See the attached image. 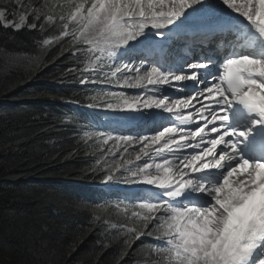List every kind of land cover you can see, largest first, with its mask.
Segmentation results:
<instances>
[{"label": "snow or ice", "instance_id": "snow-or-ice-1", "mask_svg": "<svg viewBox=\"0 0 264 264\" xmlns=\"http://www.w3.org/2000/svg\"><path fill=\"white\" fill-rule=\"evenodd\" d=\"M67 3L58 17L34 6L27 26L59 24L55 39L87 46L95 62L82 85L140 90L105 92L106 120L137 131L104 143L135 139L153 161L104 177L140 186L123 199L148 230L127 231L161 241L167 264H264V0ZM176 40L198 45L197 58L163 55ZM105 66L110 76L97 74Z\"/></svg>", "mask_w": 264, "mask_h": 264}, {"label": "trees", "instance_id": "trees-1", "mask_svg": "<svg viewBox=\"0 0 264 264\" xmlns=\"http://www.w3.org/2000/svg\"><path fill=\"white\" fill-rule=\"evenodd\" d=\"M59 6L57 17L70 10ZM25 19L20 30L0 23V257L11 264H37L38 256L65 264L61 251L79 237L87 264H127L115 246L98 247L88 235L95 223L90 210L111 204L87 186L104 180L93 170L99 159L87 152L92 115L68 103L104 106L97 84L80 83L92 54L70 36L55 39L59 24L41 31L27 26L31 15Z\"/></svg>", "mask_w": 264, "mask_h": 264}, {"label": "rangeland", "instance_id": "rangeland-1", "mask_svg": "<svg viewBox=\"0 0 264 264\" xmlns=\"http://www.w3.org/2000/svg\"><path fill=\"white\" fill-rule=\"evenodd\" d=\"M79 2V0H75ZM68 4L67 0H0V12L3 16H0V23L5 28H12L15 30L21 29L22 25L26 23L25 16L33 10V7L39 5L36 10L38 12L55 15L56 6ZM90 4V0H89ZM88 6V5H86ZM14 16L13 19H11ZM21 17H24L21 20ZM18 22L19 28L8 26L9 23H14V20ZM73 26V25H72ZM83 45V44H82ZM86 48L87 46L84 45ZM85 66L84 71L86 75H91V65ZM112 70L108 67L97 69V74L104 73L110 76ZM113 82H115L113 80ZM123 80L120 84L105 86L103 92L107 91H124L128 95L135 94L137 89L121 87ZM108 97H106V100ZM105 122H95L94 128L88 133L87 140V152L99 159L97 166L93 169H99L102 176L108 174H115L118 179L123 180L129 173L125 172V168L136 169L137 166H143L142 158L137 160V155H127V150H123L122 147L124 141H120L119 144L115 140H109L107 144L104 140L107 139V134L103 130ZM103 133V135H100ZM111 134V133H110ZM113 137L117 134H111ZM131 161V164L126 163ZM115 183V182H114ZM113 183V184H114ZM106 186V184H105ZM116 189H122L126 186L125 183H116ZM113 187V185H111ZM114 188V187H113ZM112 188V189H113ZM114 188V189H115ZM107 206H95L90 210L92 219L94 220L93 229H90L88 235L90 238H94L98 247L107 249L112 246L118 249L121 253L119 262H126L127 264H167V261L163 258V254H157L155 246L160 244L161 241L154 239V237L141 236L140 239H135V236L128 232L127 229L144 230L143 222L133 216L134 212H139V208L131 204H123L120 201H109ZM96 226V229H94ZM152 226L149 225V228ZM158 233H154V236ZM77 245H72L68 249L61 251L62 255L66 256L65 264H87L86 260L81 256L82 248L87 244L85 239L77 238ZM37 264H52L51 260L42 256H38ZM98 261L96 262V264ZM0 264H11L10 260L0 257Z\"/></svg>", "mask_w": 264, "mask_h": 264}, {"label": "bare ground", "instance_id": "bare-ground-1", "mask_svg": "<svg viewBox=\"0 0 264 264\" xmlns=\"http://www.w3.org/2000/svg\"><path fill=\"white\" fill-rule=\"evenodd\" d=\"M140 90L139 89H137L135 92L137 93V92H139ZM187 111V110H186ZM186 114H187V112H186ZM165 115H167V114H165ZM198 119V118H197ZM136 132V130H132V131H128V133H126V135H132L133 133H135ZM119 134H121V133H119ZM122 135V134H121ZM123 145H125V146H123L122 147V149L124 150V149H126L127 150V155H132V156H136V155H139L141 158H142V164H144L145 162H153V161H150L149 160V157H146V156H144L143 155V153H141L140 152V148L142 147V145L141 144H139V143H137L136 141H135V139L133 140V142L131 143V144H128V143H123ZM147 151H149V153H150V155H152V152H151V150H147ZM155 162H160L158 159H156L155 160ZM237 179H239V177H237ZM113 183L114 182H110L108 185H113ZM145 187H150V186H145ZM113 188V187H112ZM136 188V187H135Z\"/></svg>", "mask_w": 264, "mask_h": 264}]
</instances>
